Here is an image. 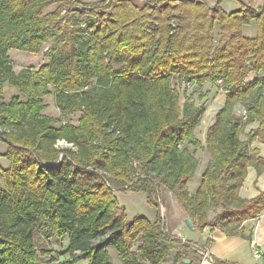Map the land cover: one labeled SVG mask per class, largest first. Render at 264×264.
<instances>
[{
    "label": "trees",
    "instance_id": "16d2710c",
    "mask_svg": "<svg viewBox=\"0 0 264 264\" xmlns=\"http://www.w3.org/2000/svg\"><path fill=\"white\" fill-rule=\"evenodd\" d=\"M140 1L0 0V141L9 161L0 167V264H57L44 256L64 240L66 264L78 255L114 264L109 247L123 264H163L172 251L176 264L192 247L165 231L163 187L195 228L250 238L242 223L264 210V191L248 199L239 189L249 166L264 171L249 147L264 143V1L231 12L219 0ZM10 49L42 51L45 62L14 71ZM205 83L219 84L225 99L203 144L205 103L185 90L195 84L203 98ZM5 85L17 91L8 101ZM49 95L60 117L43 113ZM199 149L209 163L191 192ZM118 190L145 194L155 220L117 211Z\"/></svg>",
    "mask_w": 264,
    "mask_h": 264
},
{
    "label": "crops",
    "instance_id": "0c3cea01",
    "mask_svg": "<svg viewBox=\"0 0 264 264\" xmlns=\"http://www.w3.org/2000/svg\"><path fill=\"white\" fill-rule=\"evenodd\" d=\"M204 1L207 2L210 6H213L218 0H204ZM219 1H220V6L224 11L231 12V11L239 9L241 7V3H244L245 5H248L250 7L256 8L260 6L264 0H219ZM250 24L254 25L255 24L254 20H252L249 24L244 25L242 28V32L247 37H254L256 34V27H253V26L248 27L250 26ZM218 36H219V30H218V27L216 26L214 29V37L217 39ZM254 77L255 75L251 73L249 74L248 80ZM205 84L208 85L209 83H205ZM219 97H220L218 100L219 102L213 108L214 109L212 113L213 117L211 118V120L207 121L209 122V124L203 127L204 130L205 129L207 130V128L213 123L215 113L217 112L218 109L222 107L224 103L225 93L219 94ZM212 106L213 105L211 104L210 107ZM241 109H242L241 107L237 108L238 111H240ZM202 121L203 119L201 120V122ZM200 124L198 126L199 128H200ZM257 125L258 124L256 122L247 124V126L245 127V131L249 132L250 130L255 129ZM198 127L196 131L198 130ZM199 139L201 140L203 144L205 143L204 142L205 137L199 138ZM249 147L252 149L254 148L257 149L259 152V155L264 157V143H261L258 140H254L251 143H249ZM206 154L207 155H205V157L202 160H199L197 169L193 176V178L198 177V180L193 182L192 189H191V185H189V190L191 192L195 191V189L198 187L199 182L201 180V175L209 163V154L208 153ZM247 179L249 180L248 182H247ZM254 179H255V183L252 182L254 181ZM260 191H264V171L261 174H257L255 168L253 166H249L247 168V174L239 189V194L243 198L250 199V198L257 196V194ZM134 193L140 194V192H134ZM159 201L161 205L162 214L165 215V224H164L165 231L172 235L180 237L181 239L186 240V241H188V239H191V240L195 239V235L193 236L189 235L184 227V225H186L184 222V219L187 217V214L185 210L183 209V207L178 203L175 195L163 187L161 188V191H160ZM163 203L165 204L163 205ZM209 214L210 212L208 213V217L212 218V216L214 215V212L212 211V216L211 215L209 216ZM153 217L154 218H151V217L148 218L150 222H153L155 220L156 215L154 214ZM242 226L244 229V234L250 236L249 239L242 237L240 235L227 236L220 229L207 226L203 228L202 230L203 232L201 234L202 238L200 237L198 240L203 239V240H200V242H202L201 246L207 249L208 253L212 256L213 259H217L219 261H224L228 263H234V264H260L261 257L262 256L264 257V210L256 218L245 220L242 223ZM190 229L197 230L195 227L190 228ZM193 243H196V242H193ZM257 247L263 250L260 258H255L253 256V249ZM110 248L111 247H109V254H110ZM115 252L117 254L116 250ZM174 254H175V251L174 253H172L171 258L174 256ZM185 259L187 258L181 259L184 262L183 264L187 263ZM172 261L173 260L171 259V262ZM262 264H264V261Z\"/></svg>",
    "mask_w": 264,
    "mask_h": 264
},
{
    "label": "rangeland",
    "instance_id": "374dc122",
    "mask_svg": "<svg viewBox=\"0 0 264 264\" xmlns=\"http://www.w3.org/2000/svg\"><path fill=\"white\" fill-rule=\"evenodd\" d=\"M81 1H85V2H95V1H99V0H81ZM136 2L138 3H141L140 0H135ZM56 4H53L51 6H49L47 8V10H51L55 7ZM256 27L255 24H250V26L248 27ZM247 29V28H245ZM249 29V28H248ZM43 52L40 51L38 53H30V52H26V51H21V50H17V49H10L9 52H8V55H9V60L10 62L12 63L13 65V69L14 71H19L21 70L22 68H26V67H35L37 68L40 64L44 63L45 62V59L43 57ZM217 85V84H215ZM214 84H205L203 87H202V90L201 91H208L207 92V96H204L203 98H198V93H197V86L195 84H193L191 87H188L186 90H185V95L187 94H191V93H195V94H192V99L199 105L201 103H205V111L206 113L204 112L203 114V121L201 122L200 124V128L198 127V130L196 131V136L198 138H203L205 137V134H206V129L204 130V126L208 125L209 120H211V118L213 117V108L215 107V105H217V103L219 102V94H223L224 91L222 89L219 88V84L217 85V87L215 86ZM17 93V91L15 89H13L12 87L8 86V85H5V89H4V92H3V98L5 101H8L11 96L13 94ZM183 98H184V95L181 93L180 94V103L182 104L183 102ZM44 101L45 103L47 104L46 108L43 110V113H46L48 115H51V116H54V117H60V112L59 110L54 106L53 104V98H52V95H49V96H46L44 98ZM210 103V104H209ZM209 104V105H208ZM213 105L212 107H210V105ZM78 115L79 114H75L70 120L71 122L73 123H76L77 120H78ZM206 128V127H205ZM246 131H244V133L241 134V138L242 139H246ZM58 146L59 147H63V146H66V143L63 142V141H59L58 142ZM7 150V145L0 141V167L5 169V168H8L9 166V161L7 160V158L3 155ZM196 152L198 153V159L199 160H202L205 155H207L206 151L204 149L202 150H196ZM202 165V163H201ZM193 178V177H192ZM198 180V177H194L192 179V181L190 182L191 184V189L193 188L192 184L193 182L197 181ZM249 180L247 179V182ZM253 183H255V179L254 181H252ZM252 183V184H253ZM252 186V185H251ZM116 194H117V197H118V201H119V207L117 209V211H120L121 208H124L126 210V216H127V219H132L133 217L135 216H142V217H145V218H154V214L156 215L157 213V210L154 206L150 205L147 203L146 201V197L144 194L140 193V194H137V193H134V192H131V191H126V192H123V191H116ZM159 198V197H158ZM164 202V201H163ZM165 203H163L164 205ZM158 205L160 206V216L161 218L163 219V223L165 224V215L162 214V210H161V205H160V201L158 203ZM212 211L214 212V210H210V214L209 216L211 215L212 216ZM209 213V212H208ZM149 220V219H148ZM183 227V225H182ZM187 233L189 235H195V239H188V241L191 243V244H199V245H202V242H200V240H203V239H200L198 240L202 235V230L203 229H197V230H192L190 229L188 226L184 225ZM207 227V226H206ZM202 238V237H201ZM193 242H196V243H193ZM138 243L136 242V244L134 245L133 249L136 248V245ZM66 240L63 241V245H62V249L60 247H56L52 244H50V248H51V253L50 255H45L44 258H48L49 256H53L54 258H56V263L57 264H66V260L68 259V253H66L65 251H62L66 248ZM259 247H257L258 249ZM261 253L263 250H261L260 248L258 249ZM172 253H174V251H172ZM184 255H182L181 258H187L185 259L186 260V264H199L200 263V256L197 254V252L194 251L193 248H190L188 249L187 251H185L183 253ZM110 255L112 257V260H113V263L114 264H123L122 260L119 259L117 257V254L115 252V249L114 248H110ZM79 259L77 261H75L74 263L72 264H86V259L84 258V256L82 255H78ZM264 257L262 256L261 259H260V264L263 263ZM171 259L170 258L169 260H167L165 263L163 264H171ZM191 261H190V260ZM191 262V263H190ZM184 262L182 260L178 261L177 264H183Z\"/></svg>",
    "mask_w": 264,
    "mask_h": 264
},
{
    "label": "built area",
    "instance_id": "2783aa9c",
    "mask_svg": "<svg viewBox=\"0 0 264 264\" xmlns=\"http://www.w3.org/2000/svg\"><path fill=\"white\" fill-rule=\"evenodd\" d=\"M243 115H244V113H243ZM59 141H63V140H59ZM58 142H57V144H58ZM63 142H65V141H63ZM66 145H68V144L66 143ZM191 247L197 252V254L201 258L199 264H218L215 262V260L212 258V256L208 253L207 249H205L203 246L198 245V244H191ZM253 256L255 258H260L261 252L257 248H254L253 249Z\"/></svg>",
    "mask_w": 264,
    "mask_h": 264
},
{
    "label": "water",
    "instance_id": "95a60500",
    "mask_svg": "<svg viewBox=\"0 0 264 264\" xmlns=\"http://www.w3.org/2000/svg\"><path fill=\"white\" fill-rule=\"evenodd\" d=\"M184 222H185V224H186L189 228H193V227H194L193 221L191 220L190 217L187 216V217L184 219Z\"/></svg>",
    "mask_w": 264,
    "mask_h": 264
}]
</instances>
